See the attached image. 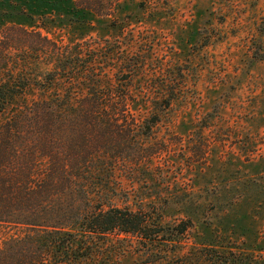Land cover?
<instances>
[{
  "label": "rangeland",
  "instance_id": "1",
  "mask_svg": "<svg viewBox=\"0 0 264 264\" xmlns=\"http://www.w3.org/2000/svg\"><path fill=\"white\" fill-rule=\"evenodd\" d=\"M10 25L72 54L88 44L111 82L130 85L142 120L151 100L173 97L143 160L108 188L117 204L160 214L167 235L192 225L165 242L110 235L93 264H264V59L252 56L264 49V0H0V33ZM38 52L22 57L42 81L52 66Z\"/></svg>",
  "mask_w": 264,
  "mask_h": 264
},
{
  "label": "trees",
  "instance_id": "2",
  "mask_svg": "<svg viewBox=\"0 0 264 264\" xmlns=\"http://www.w3.org/2000/svg\"><path fill=\"white\" fill-rule=\"evenodd\" d=\"M261 45L252 49L259 60ZM71 46L15 25L0 33V264H93L110 235L165 242L192 225L182 220L167 235L160 214L121 206L108 188L143 160L173 97L151 100L142 120L130 85L111 82L88 44L75 43V54ZM30 50L52 66L42 81L22 57Z\"/></svg>",
  "mask_w": 264,
  "mask_h": 264
}]
</instances>
